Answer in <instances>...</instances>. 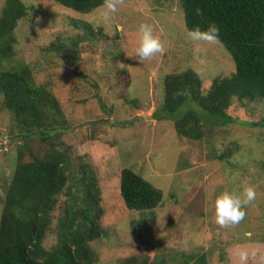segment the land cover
Wrapping results in <instances>:
<instances>
[{"label": "rangeland", "instance_id": "374dc122", "mask_svg": "<svg viewBox=\"0 0 264 264\" xmlns=\"http://www.w3.org/2000/svg\"><path fill=\"white\" fill-rule=\"evenodd\" d=\"M21 1L29 8L17 20L14 58L23 59L58 98L68 125L57 146L72 163H89L96 173L102 234L88 242L96 253L92 264H118L131 255L145 264H183L182 252L202 253L206 264H221V256L228 264H264V126L253 124L264 116V99L232 98L225 110L231 122L209 126L195 139L179 135L172 119L153 116L163 101L165 75L191 69L206 93L213 77L235 70L223 45L188 37L180 0H107L86 13L53 0ZM141 23L151 25L164 46L162 54L143 61L131 56ZM52 41L64 46L66 57L49 47ZM188 107L194 105L184 103L176 113ZM14 122L0 110V212L24 146ZM25 147L24 160L45 150L36 136ZM124 167L161 189L153 209L125 207L119 192ZM248 186L256 197L244 206V218L218 224L214 197ZM65 202L66 194L59 193L45 248L56 242Z\"/></svg>", "mask_w": 264, "mask_h": 264}, {"label": "trees", "instance_id": "16d2710c", "mask_svg": "<svg viewBox=\"0 0 264 264\" xmlns=\"http://www.w3.org/2000/svg\"><path fill=\"white\" fill-rule=\"evenodd\" d=\"M53 1L86 13L107 0ZM180 5L188 30L197 25L206 28L210 22L218 25L221 44L235 66L230 74L213 77L206 93L191 69L163 77V101L153 112L154 118L172 119L179 135L195 139L209 126L231 122L225 110L232 98L241 103L264 99V0H180ZM28 8L21 0H4L0 11V110L9 111L15 135L24 145L17 150L2 199L0 264H92L96 253L88 242L102 234L97 177L89 163L75 165L67 151L57 146L60 131L68 125L58 98L37 82L23 59L14 58L15 27ZM49 47L61 57L67 56L61 43L52 41ZM184 103L194 107L176 113ZM253 124L264 126V116ZM35 136L45 150L24 160L27 140ZM61 192L66 194V202L56 219V242L45 248L42 241ZM119 192L130 210H151L162 200L161 189L127 167L120 171ZM180 256L183 264H206L202 253L182 252ZM221 260L228 264L223 256ZM118 264H145V259L131 255ZM151 264L166 262L159 259Z\"/></svg>", "mask_w": 264, "mask_h": 264}, {"label": "clouds", "instance_id": "9594fccd", "mask_svg": "<svg viewBox=\"0 0 264 264\" xmlns=\"http://www.w3.org/2000/svg\"><path fill=\"white\" fill-rule=\"evenodd\" d=\"M110 11L116 10L115 4H108ZM220 29L215 22H210L206 28L193 26L187 32L188 37L194 41H206L208 43L220 44ZM137 45L131 56L139 61L151 59L157 54L164 52V46L159 36L154 34L153 28L147 23H141L137 29ZM256 192L253 187L248 186L239 193L236 191H221L213 201V212L215 220L221 226L235 224L245 216L244 206L253 201ZM246 256L241 254L240 260L243 261Z\"/></svg>", "mask_w": 264, "mask_h": 264}]
</instances>
